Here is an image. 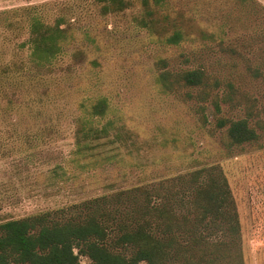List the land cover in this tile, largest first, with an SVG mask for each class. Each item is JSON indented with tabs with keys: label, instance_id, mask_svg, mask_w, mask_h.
Segmentation results:
<instances>
[{
	"label": "rangeland",
	"instance_id": "1",
	"mask_svg": "<svg viewBox=\"0 0 264 264\" xmlns=\"http://www.w3.org/2000/svg\"><path fill=\"white\" fill-rule=\"evenodd\" d=\"M149 2L155 30L137 24L140 0L105 15L93 0H0V66L13 77L0 73V222L136 186L179 190L180 176L205 167L227 179L244 264H264V0ZM27 9L69 28L41 79L21 46ZM174 29L183 37L170 43ZM193 68L212 77L207 93L160 79ZM99 98L108 109L91 116ZM80 116L112 122L92 155L76 153ZM240 118L257 138L230 140L228 122ZM117 129L129 138L115 139Z\"/></svg>",
	"mask_w": 264,
	"mask_h": 264
},
{
	"label": "trees",
	"instance_id": "2",
	"mask_svg": "<svg viewBox=\"0 0 264 264\" xmlns=\"http://www.w3.org/2000/svg\"><path fill=\"white\" fill-rule=\"evenodd\" d=\"M140 1L143 14L136 18L137 24L154 29L157 8L149 0ZM93 2L102 15L133 5V0ZM154 2L159 6L161 0ZM28 9V33L21 46L29 50L30 78L41 79L39 71L52 69L56 57L63 53L69 28L63 26L62 16L49 23ZM182 37V31L174 29L166 40L177 43ZM79 54L77 51L74 56ZM11 70L7 65L0 66L3 83L13 78ZM170 77L168 87L203 86L205 93L212 79L201 68L160 74L161 81ZM107 109V100L99 98L91 104L89 114L103 116ZM76 120V153L92 155L89 150L99 145L92 141L108 136L112 122L96 127L89 118L80 116ZM225 124L221 121L218 126ZM228 124L227 134L234 143L257 138L246 118ZM123 138H129L128 134L117 129L115 139ZM178 180H183L184 186L175 191L136 186L0 222V264H244L237 241L240 224L236 205L223 173L204 167ZM80 256L88 257L89 262H83Z\"/></svg>",
	"mask_w": 264,
	"mask_h": 264
}]
</instances>
